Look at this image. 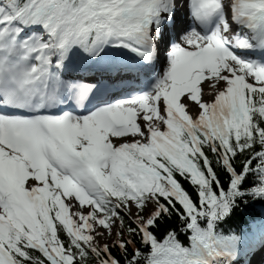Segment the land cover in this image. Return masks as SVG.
<instances>
[{
    "label": "snow or ice",
    "instance_id": "6c2138e0",
    "mask_svg": "<svg viewBox=\"0 0 264 264\" xmlns=\"http://www.w3.org/2000/svg\"><path fill=\"white\" fill-rule=\"evenodd\" d=\"M0 264H264V0H0Z\"/></svg>",
    "mask_w": 264,
    "mask_h": 264
},
{
    "label": "trees",
    "instance_id": "16d2710c",
    "mask_svg": "<svg viewBox=\"0 0 264 264\" xmlns=\"http://www.w3.org/2000/svg\"><path fill=\"white\" fill-rule=\"evenodd\" d=\"M261 207H262V205H261L260 203H255V202H254V208H255L257 211H259Z\"/></svg>",
    "mask_w": 264,
    "mask_h": 264
},
{
    "label": "rangeland",
    "instance_id": "374dc122",
    "mask_svg": "<svg viewBox=\"0 0 264 264\" xmlns=\"http://www.w3.org/2000/svg\"><path fill=\"white\" fill-rule=\"evenodd\" d=\"M161 68V67H160ZM160 70V69H159Z\"/></svg>",
    "mask_w": 264,
    "mask_h": 264
}]
</instances>
